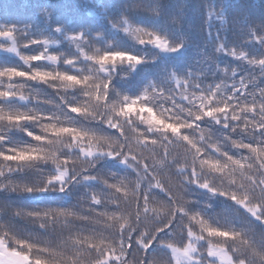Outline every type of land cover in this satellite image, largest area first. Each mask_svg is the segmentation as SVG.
Listing matches in <instances>:
<instances>
[{"label":"clouds","instance_id":"obj_1","mask_svg":"<svg viewBox=\"0 0 264 264\" xmlns=\"http://www.w3.org/2000/svg\"><path fill=\"white\" fill-rule=\"evenodd\" d=\"M0 264H264V0H0Z\"/></svg>","mask_w":264,"mask_h":264}]
</instances>
